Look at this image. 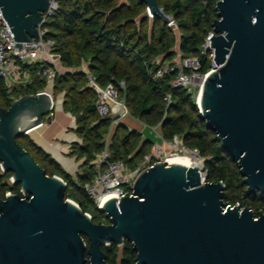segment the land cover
Returning <instances> with one entry per match:
<instances>
[{
  "label": "water",
  "instance_id": "water-1",
  "mask_svg": "<svg viewBox=\"0 0 264 264\" xmlns=\"http://www.w3.org/2000/svg\"><path fill=\"white\" fill-rule=\"evenodd\" d=\"M54 1L0 0L18 48L39 39ZM141 1L170 21L158 0ZM216 12L210 46L217 67L196 103L237 162L247 192L263 195L264 0H220ZM51 113L44 92L0 106V167L22 193L0 198V264H108L102 247L125 241L137 252V264H264V212L227 205L225 183L208 181L204 166L154 163L135 178L132 195L104 201L110 223L93 222L66 198L67 182L48 175L18 143L50 123Z\"/></svg>",
  "mask_w": 264,
  "mask_h": 264
},
{
  "label": "trees",
  "instance_id": "trees-1",
  "mask_svg": "<svg viewBox=\"0 0 264 264\" xmlns=\"http://www.w3.org/2000/svg\"><path fill=\"white\" fill-rule=\"evenodd\" d=\"M164 11L174 17L180 29V51L184 56L201 59L203 71L211 68L212 60L202 54V44L211 31L214 8L200 7L196 0H158ZM147 5L141 0H58V8L46 22V38L54 41V52L65 69L57 76L52 88L55 97L63 95V109L75 117L76 135L80 139L71 145L70 156L81 161L75 175L68 173L29 134L20 136L18 143L29 151L48 175H57L67 184L66 198L79 204L92 215L93 222L110 223L101 215L84 185L96 175L95 160L104 150L113 118L101 116L97 109L98 94L82 70L88 65L90 74L101 87L125 81L119 88L130 114L146 126H158L166 141L175 136L189 150H196L203 159L204 172L210 182L226 185L227 205L250 207L256 215L264 212V194L248 193L238 164L221 148L217 134L208 128L200 114L196 96L184 88H172L175 72L156 78V59L165 62L176 54L177 38L170 26L154 15L144 17ZM32 72V82L8 87L0 77V106L8 108L13 100L35 94L46 86L44 79ZM118 86V85H117ZM171 93L167 104L164 97ZM154 140L143 133L118 123L111 134L109 162L122 161L135 169L154 148ZM11 172L0 167V198L8 192L22 194L21 186L10 183ZM87 240V239H86ZM108 264H137V252L129 241L122 246L104 245Z\"/></svg>",
  "mask_w": 264,
  "mask_h": 264
},
{
  "label": "built area",
  "instance_id": "built-area-1",
  "mask_svg": "<svg viewBox=\"0 0 264 264\" xmlns=\"http://www.w3.org/2000/svg\"><path fill=\"white\" fill-rule=\"evenodd\" d=\"M57 8L58 0H55L48 13L44 14L45 18L40 27L39 39L37 41L24 42L21 48L16 46L15 35L0 10V77L5 80L8 87H13L16 84L25 85L32 82L31 69H34L35 74L46 82V86L35 94L44 92L50 96L52 112L57 99L52 88L57 76L62 75L65 71L60 64V56L54 52V41L46 38L44 25L54 15ZM168 16L170 21L167 24L172 28L177 38V44L174 47L176 54L172 60L165 63L161 57L156 59L158 70L155 77L162 78L171 72H175V77L171 82L172 88H184L195 95L197 94L196 99L198 101L207 76L217 67L214 61V49L210 46V37L214 36L215 32L213 29L209 31L202 44V54L208 55L212 60L211 68L205 72L202 70L203 65L199 57L184 56L181 53L179 47L181 36L179 26L173 16ZM147 17L150 19L154 18V14L150 13L149 9L147 10ZM82 70L87 74L91 86L98 94L97 109L101 116H110L113 118V123H118L120 119L130 115L125 101L119 97V88H125V81L118 82V86L114 83H109L106 87H101L90 74L86 63L83 64ZM164 99L167 104H170L172 100L171 93H166ZM111 101L116 104L114 107L111 105ZM117 116L119 119H115ZM158 125L160 126V124ZM149 127L157 132L158 126ZM29 133L30 131H27L26 134ZM110 138L109 132L108 137H106L105 148L95 160V178L84 185V190L92 198L99 210L102 209L101 206L108 197L123 198L125 195H132L134 180L142 170H147L148 167L160 161L171 164L168 157L158 160L154 159L152 154L146 155L135 169H129L122 161L109 162L110 153L108 146ZM174 141L178 145L182 143L183 150H187L178 136L174 137ZM192 151L198 154L196 150ZM201 166H204L203 163H201ZM10 181L13 184L12 177ZM86 214L92 217L90 213L86 212Z\"/></svg>",
  "mask_w": 264,
  "mask_h": 264
},
{
  "label": "crops",
  "instance_id": "crops-1",
  "mask_svg": "<svg viewBox=\"0 0 264 264\" xmlns=\"http://www.w3.org/2000/svg\"><path fill=\"white\" fill-rule=\"evenodd\" d=\"M63 68V67H62ZM64 69V68H63ZM65 71V69H64ZM60 101L52 112L50 123H44L30 131L29 136L34 142L50 154L70 174L75 175L81 161L71 157V145L80 141L74 129L75 117L63 109V95L57 96Z\"/></svg>",
  "mask_w": 264,
  "mask_h": 264
},
{
  "label": "rangeland",
  "instance_id": "rangeland-1",
  "mask_svg": "<svg viewBox=\"0 0 264 264\" xmlns=\"http://www.w3.org/2000/svg\"><path fill=\"white\" fill-rule=\"evenodd\" d=\"M16 85H19V84H16ZM60 95L62 96V94H60ZM193 95L197 97V94L195 95L193 93ZM56 98H57L56 99L57 103H59L58 101H60L59 100L60 97L59 98L56 97ZM111 105L114 107L116 104L113 101H111ZM120 122L125 124L126 126H128L129 129H131V130H137V131L142 132L144 137H149V138L154 140V143H155L154 148H153V151L150 153V154H152L154 159L159 160L161 158L164 159L165 157L171 158L174 155H176L177 153L180 155L188 154V152H189V154L193 153V151L189 150V149H187L186 151L183 150L182 143H180L178 145L174 140L166 141L163 138V136H161L162 134L159 135L161 133V129H160L161 127L159 125H158L157 130H156L157 132H155V130H153V128L146 126L144 123H142L139 119L133 117L131 114L125 118L120 119L118 123H120ZM118 123L112 124L111 130H110V135L113 133V130ZM106 137H108V135ZM180 140H182V139L180 138ZM197 157H198V160L201 163H203V159L200 158L198 154H197ZM10 183H11V181H10ZM242 207H244V206H242ZM100 214L106 216V214L103 211Z\"/></svg>",
  "mask_w": 264,
  "mask_h": 264
},
{
  "label": "bare ground",
  "instance_id": "bare-ground-1",
  "mask_svg": "<svg viewBox=\"0 0 264 264\" xmlns=\"http://www.w3.org/2000/svg\"><path fill=\"white\" fill-rule=\"evenodd\" d=\"M169 161L171 163L176 162V163L185 164L187 166L201 167V163L198 160L197 154L194 152L192 154H189L188 152V154H184V155L176 154L173 157L169 158Z\"/></svg>",
  "mask_w": 264,
  "mask_h": 264
},
{
  "label": "flooded vegetation",
  "instance_id": "flooded-vegetation-1",
  "mask_svg": "<svg viewBox=\"0 0 264 264\" xmlns=\"http://www.w3.org/2000/svg\"><path fill=\"white\" fill-rule=\"evenodd\" d=\"M220 0H196V3L200 6V7H204V8H214L215 12H216V6L218 4ZM215 18L217 17V12L215 13Z\"/></svg>",
  "mask_w": 264,
  "mask_h": 264
}]
</instances>
